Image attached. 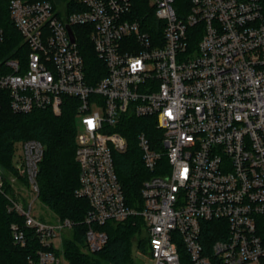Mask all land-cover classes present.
Instances as JSON below:
<instances>
[{"label": "built area", "instance_id": "obj_1", "mask_svg": "<svg viewBox=\"0 0 264 264\" xmlns=\"http://www.w3.org/2000/svg\"><path fill=\"white\" fill-rule=\"evenodd\" d=\"M6 4L22 41L17 57L2 56L7 36L0 27V124L7 103L13 114L29 115L59 113L65 97L76 100L77 196L90 204L89 250L107 244L108 223L140 217L153 264H182L181 246L192 264H264L262 0H155L157 37L133 18L131 0ZM84 36L106 72L96 82L80 52ZM131 117L153 118L162 132L156 149L138 136L149 175L141 209L127 205L115 166L116 155L128 150L118 128ZM44 154L40 141L20 142L17 175L0 165V194L44 248L29 264H65L57 253L73 222L33 215ZM19 180L32 198L22 195ZM10 229L25 248L24 229ZM209 229L218 237L211 245Z\"/></svg>", "mask_w": 264, "mask_h": 264}, {"label": "trees", "instance_id": "obj_2", "mask_svg": "<svg viewBox=\"0 0 264 264\" xmlns=\"http://www.w3.org/2000/svg\"><path fill=\"white\" fill-rule=\"evenodd\" d=\"M153 0H131L132 16L139 20L143 30L157 37L161 33V23L155 15ZM264 6V0H262ZM0 27L7 36L2 56L10 58L18 56L16 49L21 45L22 38L11 22L9 7L6 0H0ZM80 52L84 58L86 71L92 82H96L106 73L102 62L98 59L94 47L87 36L80 42ZM128 140V150L116 155V171L122 185L126 203L129 207L141 209V196L145 180L149 177L142 161V153L138 147V136L147 135L152 146L160 145L162 132L157 129L153 118H127L118 128ZM78 135V116L76 100L65 97L59 113L53 110H38L29 115L13 114L4 105L2 123L0 124V165L6 175L16 176L13 168V158L18 144L27 140H38L45 147V154L39 165L38 183L40 187L39 200L61 220L69 219L73 228L68 237L64 238L62 252L65 264H129L133 248V237L144 229L140 217L115 223L110 222L104 227L108 235L107 244L98 252L89 250L86 234L88 226L85 218L90 210L87 200L79 198L80 167L76 161ZM5 190L13 193L10 184L5 179ZM26 184L25 180H22ZM9 201L0 194V264H29V258H36L44 248L32 229L24 227V217L15 212H9ZM20 225L27 236L25 248L13 241L11 225ZM213 224V225H212ZM210 226H214V223ZM212 228V227H211ZM209 234V245L218 237ZM260 233L264 237V218L260 221ZM140 240L138 248L148 246V238ZM182 264H192L186 249L181 246ZM214 264H217L214 262Z\"/></svg>", "mask_w": 264, "mask_h": 264}, {"label": "rangeland", "instance_id": "obj_3", "mask_svg": "<svg viewBox=\"0 0 264 264\" xmlns=\"http://www.w3.org/2000/svg\"><path fill=\"white\" fill-rule=\"evenodd\" d=\"M61 2V0H59ZM152 5L155 4V0L151 2ZM19 184L18 188L21 189L20 192L22 195L32 198V195L30 193V189L28 187L23 186L22 180L17 181ZM33 215L41 219L43 221H52L54 220L55 214L49 209L47 206H45L43 203H41L40 200H37L34 205ZM147 233L145 228L142 230L140 234H136L133 237V248H132V254L130 258L129 264H153V261L150 256L149 252V245L147 246L146 243L144 244V247L138 248V243L140 240H146Z\"/></svg>", "mask_w": 264, "mask_h": 264}]
</instances>
